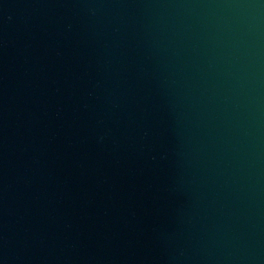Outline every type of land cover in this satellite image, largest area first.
<instances>
[{
    "label": "water",
    "instance_id": "obj_1",
    "mask_svg": "<svg viewBox=\"0 0 264 264\" xmlns=\"http://www.w3.org/2000/svg\"><path fill=\"white\" fill-rule=\"evenodd\" d=\"M0 264H264V0H0Z\"/></svg>",
    "mask_w": 264,
    "mask_h": 264
}]
</instances>
